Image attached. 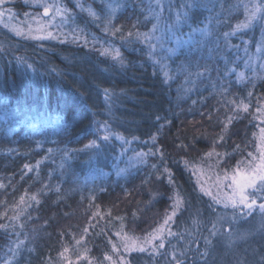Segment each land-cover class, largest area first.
I'll list each match as a JSON object with an SVG mask.
<instances>
[{"label":"trees","instance_id":"16d2710c","mask_svg":"<svg viewBox=\"0 0 264 264\" xmlns=\"http://www.w3.org/2000/svg\"><path fill=\"white\" fill-rule=\"evenodd\" d=\"M152 1L161 13L138 24L135 7L110 17L83 0L99 14L78 7L54 38L0 31V264L21 242L36 253L19 264H160L157 244L126 251L124 236L143 242L161 227L211 236L216 200L230 193L224 177L264 154V0ZM40 4L17 0V16ZM194 59L208 66L206 91L183 99ZM213 82L228 91L210 93ZM45 156L60 160L63 187L84 182L83 192L59 199L55 166L34 174ZM193 240L208 264L215 241ZM257 246L252 264H264Z\"/></svg>","mask_w":264,"mask_h":264},{"label":"rangeland","instance_id":"374dc122","mask_svg":"<svg viewBox=\"0 0 264 264\" xmlns=\"http://www.w3.org/2000/svg\"><path fill=\"white\" fill-rule=\"evenodd\" d=\"M17 0H4V3L0 5V12L3 13V17H0V31H10L13 32L17 37L22 39L32 38L34 40L42 41L44 39H36L33 37H37L43 35L42 32L35 31L36 28L40 27V25H46L47 31L53 33L52 37L54 38L55 34L53 29L57 27H68L70 24L72 25L74 22L71 19L74 17V12L78 11V7L84 9H89V12L92 15H98L99 10L96 8L92 9L89 6H86L83 3V0H32L34 2L40 1V5L42 6L39 14H35L31 11H27L23 16H17V9L15 6V2ZM27 0H25L26 2ZM98 3H102L105 5V9L107 10V16H114L115 13L123 10L124 8L135 7L138 10L137 21L138 24L140 17H142L145 21L150 15H159L161 13L162 5L157 6L156 1L152 0H95ZM69 2H73V8H69L67 5ZM67 5H65V4ZM64 4V5H63ZM91 4V3H90ZM32 5H35L34 3ZM44 6L49 7L48 15L44 14ZM159 7V8H158ZM57 9H60L57 12ZM71 21V22H70ZM63 25V26H62ZM33 29L31 32V36L28 34L29 29ZM14 29L19 30L23 34L17 35ZM26 38V39H27ZM48 39V40H49ZM213 40V34H211L208 38L203 39L205 44L209 41ZM220 42V39H214ZM216 41V50L218 48V42ZM180 42L176 41L174 49L169 51L170 56L174 55L177 48L179 47ZM204 44V45H205ZM211 51V50H210ZM209 51V52H210ZM208 58H212V54H208ZM187 72V81L181 85V93L180 97L183 99H188L195 94L196 96L201 97L204 94L202 92L206 91V84H203V76L205 73L209 72L208 66L201 64L199 60H191L188 62V66L186 68ZM212 82V81H211ZM215 90L211 92H222L225 94L228 90L223 85H217L215 82L209 86L208 90ZM198 97V98H199ZM229 101L233 102V96L226 97ZM195 100V99H194ZM227 102V100H226ZM191 108H196L194 105L190 106ZM264 147V146H263ZM58 157L53 156L51 158L43 157L36 164V172L34 174H38L41 170V165L45 162L51 163L55 168L51 169V173L56 170V177H60V180L56 184L53 185V189L59 194V199H61V194L65 192L66 195L69 194L72 190H78L83 192L81 188L84 185V182L77 184V186L72 188L63 187V181L67 179H63V171L60 164V160L57 162ZM259 163V162H258ZM55 172V171H54ZM230 183V182H229ZM264 196V193L257 194V202L264 203V199L260 197ZM221 218H224L223 220ZM216 224L215 227H210V234L194 232L193 234L188 232H171L168 231L166 227H161L162 233H157L156 231L149 235L143 242L134 239L131 236H124V242L128 245L130 250L135 251L136 248L148 250L153 244H157L156 249L154 248V254H160L161 263L160 264H176V261H181V264H198L196 257L200 252L197 250V253L194 252L197 245H193V239H201L204 241L205 239L208 242L215 241V247L213 248V257L208 264H252L256 258H259L258 254V246L257 242H264V212H262L258 207L249 211L248 209L236 208L233 209L231 206L225 207L216 213ZM156 236V239H152L153 236ZM163 237L164 247L160 248V237ZM210 236V238H209ZM209 238V239H208ZM151 240V243L147 241ZM256 241V242H254ZM134 242V244H133ZM145 242V243H144ZM78 246V245H76ZM142 246V247H141ZM144 247V248H143ZM200 247V246H199ZM198 248V246H197ZM31 251L34 255L36 253L35 247L32 243L21 242L17 244L14 250L12 257H10L6 264H19L18 259L24 251ZM142 250V251H143ZM203 253H201L202 255ZM31 253L26 257V260L22 263L31 260ZM175 256V258H173ZM62 257H59V259ZM48 261V264H56L60 260ZM46 263V261H45Z\"/></svg>","mask_w":264,"mask_h":264},{"label":"snow or ice","instance_id":"6c2138e0","mask_svg":"<svg viewBox=\"0 0 264 264\" xmlns=\"http://www.w3.org/2000/svg\"><path fill=\"white\" fill-rule=\"evenodd\" d=\"M4 3V0H0V5ZM60 9H57L59 12ZM49 7L44 6V14L48 15ZM0 17H3V13L0 12ZM256 17V12L252 11L249 16L248 20L251 22ZM17 35L23 34L19 30L14 29ZM33 29H29L28 34L31 36V32ZM35 31L42 32L43 35L33 37L36 39H44L48 37H52L53 33L47 31L46 25H40V27L36 28ZM105 54H109V50H105ZM116 59H121L119 51H115ZM22 59V58H17ZM28 67H31L30 65ZM245 110H247V106L245 105ZM257 111L260 112L261 109L257 108ZM261 133L264 134V129H261ZM104 140L108 139L107 136L103 137ZM262 139H264V135H262ZM140 156H143L144 153H140ZM225 180H229L230 183L227 187L230 189V193L225 195L222 199H217V203H223L225 207L231 206L233 209L241 208V209H248L249 211L253 210L254 208H259L262 212H264V203L257 202V194L264 193V154L260 156L259 163L255 162V159L247 165L245 170H241L239 167L235 170L234 174L231 177L227 175L224 177ZM203 191V189H201ZM264 199V196L260 197ZM215 199V198H214ZM179 202V201H178ZM222 220L224 218H221ZM167 223V221H166ZM215 227V225H213ZM157 233H162V229H157ZM157 237L154 235L152 239H156ZM160 244L159 247L163 248V237H160ZM151 243L152 241H147ZM134 244V242H133ZM125 250H128V245H125ZM143 250V249H141ZM175 258V256L173 257ZM176 264H181V261L177 260Z\"/></svg>","mask_w":264,"mask_h":264}]
</instances>
